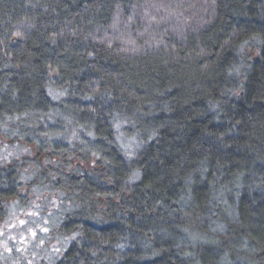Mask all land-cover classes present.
Segmentation results:
<instances>
[{
	"label": "trees",
	"instance_id": "trees-1",
	"mask_svg": "<svg viewBox=\"0 0 264 264\" xmlns=\"http://www.w3.org/2000/svg\"><path fill=\"white\" fill-rule=\"evenodd\" d=\"M3 121L73 202L56 264H264V0H0Z\"/></svg>",
	"mask_w": 264,
	"mask_h": 264
},
{
	"label": "rangeland",
	"instance_id": "rangeland-1",
	"mask_svg": "<svg viewBox=\"0 0 264 264\" xmlns=\"http://www.w3.org/2000/svg\"><path fill=\"white\" fill-rule=\"evenodd\" d=\"M51 94L58 98L62 92L53 88ZM28 136L18 125L0 122V168L13 166L19 182V196L4 203L6 213L0 219V264H56L76 236L59 232L63 214L74 205L64 191L39 178L36 164L38 160L45 163L47 153H38L36 137ZM119 138L123 150L131 154L135 139ZM65 140L66 131L54 134V142L64 144Z\"/></svg>",
	"mask_w": 264,
	"mask_h": 264
}]
</instances>
